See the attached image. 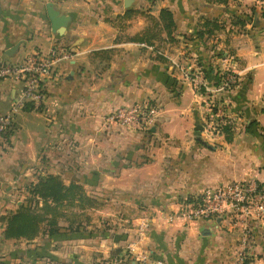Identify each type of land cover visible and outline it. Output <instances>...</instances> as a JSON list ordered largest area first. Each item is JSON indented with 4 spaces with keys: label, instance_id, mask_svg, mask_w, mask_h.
Masks as SVG:
<instances>
[{
    "label": "crops",
    "instance_id": "crops-1",
    "mask_svg": "<svg viewBox=\"0 0 264 264\" xmlns=\"http://www.w3.org/2000/svg\"><path fill=\"white\" fill-rule=\"evenodd\" d=\"M161 9L172 13L174 41L160 29ZM205 20L222 27L199 36ZM155 23L158 37L151 48L131 39ZM52 47L71 56L46 84L45 110L19 113L0 139V264H37L31 255L40 247L59 264H101L111 256L119 264H136L131 255L124 257L131 241L163 264H233L239 223L169 224L165 217L183 197L205 187L247 178L264 182V13L256 1L0 0V60L14 62ZM224 50L235 57L239 78L218 96L234 121L230 141L224 135L210 140L203 131V98L174 65L200 69L215 83ZM19 93L18 84L0 81V113ZM147 99L159 108L148 132L103 125V115L114 107ZM48 174L108 194L116 207L133 211V226L98 233L87 231L82 220L60 218L54 232L6 239L4 218L23 203L27 187ZM143 217L150 218V228L139 238ZM250 226L252 264H264V215Z\"/></svg>",
    "mask_w": 264,
    "mask_h": 264
},
{
    "label": "built area",
    "instance_id": "built-area-1",
    "mask_svg": "<svg viewBox=\"0 0 264 264\" xmlns=\"http://www.w3.org/2000/svg\"><path fill=\"white\" fill-rule=\"evenodd\" d=\"M149 1L154 3L159 0ZM255 1L258 9L264 11V0ZM69 56V50L52 47L47 52L33 50L14 62L0 60V81L8 80L20 86V93L9 109L0 113V139L14 128L19 110H45L46 84L55 77L58 63ZM222 57L224 67L214 72L215 83H209L200 69L174 64L182 77L192 82L195 93L203 98L205 112L202 128L210 140L224 135L222 127L232 120L226 103L218 96L232 90L239 81L233 69L235 57L228 50L222 52ZM158 110L156 102L150 99L123 104L104 114L102 123L105 127L116 124L128 130L148 132L157 120ZM263 215L264 182L247 178L205 187L183 197L177 202L176 208L167 213L165 219L169 224L180 222L183 225H191L199 220L239 223V244L233 264H252L256 258V245L250 222ZM140 219L136 228L139 238L150 228V218ZM136 242L138 241L126 244L124 257L131 255L136 264H163L151 250L136 247ZM120 262L118 257L111 264Z\"/></svg>",
    "mask_w": 264,
    "mask_h": 264
},
{
    "label": "trees",
    "instance_id": "trees-1",
    "mask_svg": "<svg viewBox=\"0 0 264 264\" xmlns=\"http://www.w3.org/2000/svg\"><path fill=\"white\" fill-rule=\"evenodd\" d=\"M158 23L161 24L160 29L164 31L166 40L174 41L175 23L172 13L167 9H161ZM158 23H155L152 29L146 30L131 39L152 45L153 40L158 37L157 31H155V26ZM237 23L242 24V21L238 20ZM220 27L222 25L215 20H205L198 35L212 34L215 29ZM158 57L162 59V56ZM222 131L226 141H230L233 134L231 127L224 125ZM27 188L30 195L29 201L22 203L14 212L4 218L3 235L6 239H33L45 230L54 232L60 218L72 224L68 216L64 212H60L59 209L73 205V203L83 206L85 202L91 201L80 184L74 182L66 184L58 175L48 174L31 183ZM54 209L59 210L57 214L46 215L48 210ZM112 260L111 256L101 264H111Z\"/></svg>",
    "mask_w": 264,
    "mask_h": 264
},
{
    "label": "rangeland",
    "instance_id": "rangeland-1",
    "mask_svg": "<svg viewBox=\"0 0 264 264\" xmlns=\"http://www.w3.org/2000/svg\"><path fill=\"white\" fill-rule=\"evenodd\" d=\"M23 111L28 112L27 110H19L16 114V117ZM233 123L234 121L232 120L228 123L232 129V132H234L235 126ZM59 176L63 180L62 176ZM81 186L91 201L85 202V205L83 206L79 205L78 203H73V205L59 209L60 212H64L69 219L73 221L82 220L88 224L87 231H97L98 233H100V230L102 229L103 231H107L109 234H111V231L117 230L118 227L123 224L127 227L133 226L132 224L135 218L133 211L121 207V205L116 207V202L111 201L108 197L109 195L105 194L103 191L102 194L96 195L95 193L97 190L92 185L87 186V188H84L83 185ZM25 195L26 196L24 197L25 199L23 203H27V201H29L28 198L30 195L28 194V191ZM95 196L99 198L97 199ZM59 210H48L46 215H55ZM61 234L63 233H60L59 235ZM109 241H111V237L108 238V242ZM31 256L33 259H36L37 264H59L55 260H52L49 254L47 255L44 247H40L37 251H34Z\"/></svg>",
    "mask_w": 264,
    "mask_h": 264
},
{
    "label": "water",
    "instance_id": "water-1",
    "mask_svg": "<svg viewBox=\"0 0 264 264\" xmlns=\"http://www.w3.org/2000/svg\"><path fill=\"white\" fill-rule=\"evenodd\" d=\"M47 8H48V16H49V19L51 21L52 27L54 29H56L58 21H57V18L55 16V12L51 9L50 5H48ZM115 240H117V237L115 238Z\"/></svg>",
    "mask_w": 264,
    "mask_h": 264
}]
</instances>
